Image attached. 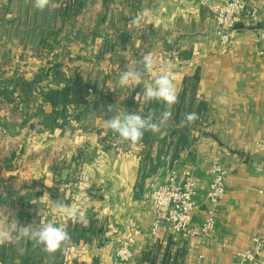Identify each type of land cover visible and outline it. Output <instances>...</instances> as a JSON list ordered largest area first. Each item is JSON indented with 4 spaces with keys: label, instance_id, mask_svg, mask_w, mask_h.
Here are the masks:
<instances>
[{
    "label": "crops",
    "instance_id": "1",
    "mask_svg": "<svg viewBox=\"0 0 264 264\" xmlns=\"http://www.w3.org/2000/svg\"><path fill=\"white\" fill-rule=\"evenodd\" d=\"M58 1L51 0L50 9L41 12L32 8L30 0H0V144L12 148L13 140L21 139L16 148L20 154L24 141L20 136L30 128L56 136L79 132L82 141L75 144L77 148L71 151L70 159L66 161L62 156L54 160L53 170L41 174L37 188H22V194L38 191L37 198L32 196L5 207L19 210L28 208L30 203L27 202L33 201L36 205H31L39 208V214L44 210L53 217L46 222L38 215V223L33 226L53 223L65 229L80 228L82 235L70 239V244L62 250L66 264H236V251L251 244L255 231L261 229L264 237V197L258 192L264 185V155L256 145V141L264 138V37L261 36L264 0H246L249 6H260L261 11L255 18L242 16L237 20L227 52L221 51L214 31L198 42L174 44L176 62L181 65L179 71L171 73L178 95L188 80L196 78V101H204L206 107L192 108L199 116L193 122L194 140L173 164H169L172 153H168L167 162L148 175L142 169L147 145L143 141L131 143L118 134L113 141L104 139L111 130L105 121H82L79 115L64 128L31 125L37 117L23 121L29 107L35 110L37 105L25 101L20 81L39 80L42 67L64 46L61 40L53 39L60 27L54 21L62 17L60 8L70 0ZM88 1L81 0L82 11L73 17L86 7L91 9ZM220 1L153 0V16L171 15L203 21L210 7ZM105 8L97 13L98 20L109 12L108 7ZM110 10L117 12L115 8ZM69 12L72 15L74 10ZM31 16L34 18L30 19ZM165 43L170 46L169 42ZM47 48L54 49V53L47 54L50 51ZM62 56L52 61H60ZM64 58L63 70L70 77L73 63L68 57ZM217 97H223L226 102L219 103ZM45 108L50 111L52 107ZM88 108L80 107L77 112L83 113ZM3 121L16 124L11 129L5 128ZM156 152L155 147L153 156ZM3 158L0 157V164ZM214 163L226 167L228 180L226 194L215 209L213 235L184 237L167 224L153 233L154 211L146 198L151 184L166 181L174 167L191 168L198 185L193 224L200 226L209 205L207 193ZM3 169L8 170L6 175ZM0 171L5 177H17L14 167ZM58 203L71 206L77 213L84 212L87 223H77L74 218L60 214L56 208ZM133 221L142 229L135 256L128 263H118L114 259L115 250L120 238L131 231ZM23 224L32 225L31 222ZM0 264H4L1 259Z\"/></svg>",
    "mask_w": 264,
    "mask_h": 264
},
{
    "label": "rangeland",
    "instance_id": "2",
    "mask_svg": "<svg viewBox=\"0 0 264 264\" xmlns=\"http://www.w3.org/2000/svg\"><path fill=\"white\" fill-rule=\"evenodd\" d=\"M91 2L92 4H90ZM87 5H91V9L86 7L84 8L86 10L75 17L57 18L54 22L62 28L59 27V30L54 33L56 38H53L61 40L67 47L70 46L71 50L73 46L77 47L78 53L82 57L81 59L73 58L69 83H73L76 74L81 75L84 82L95 81L98 83L99 93L90 92L84 99L87 103L83 107L90 108L83 110V113H81L82 111L75 112L76 114L81 113L82 121L87 119L89 122L101 123L114 114L108 113L105 117L100 116L99 109L102 104H118L119 112H128L130 108L124 107L123 101L128 93L136 87V101L140 103L141 110H144L148 102L138 94L142 92L143 82H134L127 87H122L119 84L121 71L126 69V65L131 66L132 59L138 60L142 54H149L156 60L155 68L149 77V81L152 82L168 70L169 62L172 64L171 73L180 70L181 65L176 62L177 52L174 44L185 45L192 41L198 42L214 31V17L210 10L206 15V20L202 21L200 18L191 20L171 15L153 16V0H89ZM105 7H108L109 12L106 17H100L98 20L97 13L104 11ZM110 8H115L117 12ZM134 18H139V26L131 23ZM124 30L126 31L123 32ZM46 34L53 35L50 32ZM165 41L169 42V47ZM116 136L117 134L113 133L110 141H113ZM20 137L24 138V141L21 142L23 149L19 151L20 155L13 159L14 170L17 173L14 182L16 186H22L26 182L27 185H33L36 188L40 183L41 174L47 170H53L51 164L54 163V160L56 158L60 160L59 157L62 156L66 161L70 159L73 155L71 151H74L75 147L77 148L75 144L82 141L79 132L67 133V136L63 134L56 136L48 132H34L33 128L24 131ZM20 141L13 140L12 148L3 145L4 143L0 144V157H5L9 150L18 148ZM146 154L145 151V156ZM44 160L48 161L45 163ZM112 167L110 166L111 169ZM102 169L105 168L102 167ZM3 172L6 175L8 170L3 169ZM24 175L34 177H25ZM27 203H30L28 208H19V210L0 206V229L6 230L16 222L20 227H24L23 223L26 222L37 225L38 215L39 219L43 221L52 220L53 217L44 210H40L42 215L39 214V208L37 210L34 207L36 204H33V201Z\"/></svg>",
    "mask_w": 264,
    "mask_h": 264
},
{
    "label": "trees",
    "instance_id": "3",
    "mask_svg": "<svg viewBox=\"0 0 264 264\" xmlns=\"http://www.w3.org/2000/svg\"><path fill=\"white\" fill-rule=\"evenodd\" d=\"M69 2V3H67ZM64 3L61 8V14L64 18L73 17L75 13L80 12L83 3L81 0H70ZM74 10V13L70 15L69 10ZM106 17V16H104ZM75 44V43H74ZM70 46H62L60 53H54V49H50L51 53H54V57L48 59V62L42 67V74L39 80H22L20 85L25 92V101L29 104L37 105L35 110H27L24 113V122L36 118V121H31V125L35 123L42 124L46 127L54 128L59 126L64 128L68 126L73 117H79V113H75L80 107H83L86 102L84 100L81 103L78 97L73 93L69 78L65 75L63 68L65 67V58L68 57L70 61H73L74 57L81 59V55L77 47L73 46L72 50ZM64 51V52H63ZM62 59L57 62H53V59H58L60 56ZM78 75V74H76ZM75 75V76H76ZM187 86L178 95L177 103L171 108L172 116L168 121L161 124L160 131L153 133L151 131H145L142 141L147 145L146 162L142 169L145 170V175L150 174L157 170L159 166L167 162V154L172 153L169 164H173L174 160L180 156V153L184 148L189 145L192 137L193 123L181 124V120L185 114L192 112L193 107H206L204 101L197 102V80L196 78L188 80ZM137 87L132 89L123 101L124 107L130 108L129 111L138 112L141 115L146 116L150 111L159 114L164 109V105L159 101L148 102L144 110L139 107V102L136 101ZM45 107H52L48 111ZM81 112V111H80ZM7 121V120H6ZM3 121L5 128H12L16 123L11 121ZM12 123V124H11ZM12 126V127H11ZM165 130H168L166 134H163ZM114 131L110 130L104 139L112 138ZM153 136V139H152ZM156 142L158 143L157 145ZM156 147V155L153 156V150ZM20 155L18 150H12L8 155L3 158L0 164L1 168L12 169L14 167L13 159ZM15 175L5 177L0 171V206H14L15 203L23 202L31 199L32 196L38 197V191H28L26 194H22V188L28 187V189L34 188L33 185H27L26 182L22 186H16L14 179ZM34 190V189H33ZM69 232L71 239L80 237L82 235L80 228L70 226L66 228ZM70 241L64 243L59 250L55 253L49 254L42 250V247H34L30 241L20 239L18 243H11L5 241L0 243V259L4 264H66L62 250Z\"/></svg>",
    "mask_w": 264,
    "mask_h": 264
},
{
    "label": "built area",
    "instance_id": "4",
    "mask_svg": "<svg viewBox=\"0 0 264 264\" xmlns=\"http://www.w3.org/2000/svg\"><path fill=\"white\" fill-rule=\"evenodd\" d=\"M6 1V0H3ZM214 17V36L222 52H227L234 37L237 20L242 16L255 18L261 11L260 6H249L246 0H221L212 5ZM264 37V28L261 31ZM264 155V138L256 141ZM211 182L207 193L209 203L200 226L193 224L194 211L198 205L197 179L191 168H172L169 177L161 183H152L146 194L154 211L152 232L156 233L163 225H169L184 237H211L215 230V209L224 198L227 189L228 170L220 163L211 167ZM258 192L264 197V185ZM142 234L140 225L133 221L131 231L120 238L114 258L119 262H129L135 256V245ZM236 264H264V237L259 229L252 234L251 244L236 251Z\"/></svg>",
    "mask_w": 264,
    "mask_h": 264
},
{
    "label": "clouds",
    "instance_id": "5",
    "mask_svg": "<svg viewBox=\"0 0 264 264\" xmlns=\"http://www.w3.org/2000/svg\"><path fill=\"white\" fill-rule=\"evenodd\" d=\"M32 8L43 12L50 9L51 0H30ZM132 24L139 26V18H134ZM131 66L126 65V69L121 71L119 84L127 87L132 83L143 82L142 92L138 93L146 102L159 101L164 105L163 111L159 114L150 111L146 116L135 111L119 112L118 104H108L100 106V113L105 117L108 113H114L105 119L106 126L117 133L122 139L131 143L142 141L145 131L153 133L159 132L161 124L171 118V108L178 101V91L174 83L171 69L172 64L169 62L168 70L159 75L154 81L150 82L149 77L155 68L156 60L149 54H142L141 58L132 59ZM219 103H225L223 97H217ZM199 119L195 112L185 114L181 124H190ZM57 211L65 216L74 218L77 223L86 224V214L77 213L67 204L58 203ZM16 233L17 235H13ZM20 239L30 241L34 247H42L46 253L52 254L61 248V246L70 241L69 232L53 223H43L38 226L28 225L20 227L18 223H13L8 229H0V243L5 241L18 243Z\"/></svg>",
    "mask_w": 264,
    "mask_h": 264
},
{
    "label": "water",
    "instance_id": "6",
    "mask_svg": "<svg viewBox=\"0 0 264 264\" xmlns=\"http://www.w3.org/2000/svg\"><path fill=\"white\" fill-rule=\"evenodd\" d=\"M71 89L81 103L84 102L85 96L90 92L99 93L98 83L95 81L84 82L81 75L75 76Z\"/></svg>",
    "mask_w": 264,
    "mask_h": 264
}]
</instances>
